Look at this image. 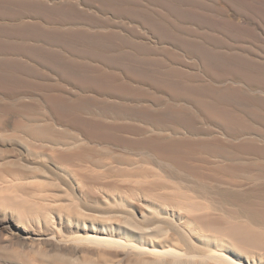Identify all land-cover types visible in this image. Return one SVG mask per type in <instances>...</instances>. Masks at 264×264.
<instances>
[{
	"label": "bare ground",
	"instance_id": "1",
	"mask_svg": "<svg viewBox=\"0 0 264 264\" xmlns=\"http://www.w3.org/2000/svg\"><path fill=\"white\" fill-rule=\"evenodd\" d=\"M0 264H264V0H0Z\"/></svg>",
	"mask_w": 264,
	"mask_h": 264
}]
</instances>
